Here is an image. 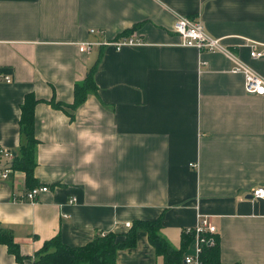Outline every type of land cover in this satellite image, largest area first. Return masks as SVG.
Listing matches in <instances>:
<instances>
[{
    "label": "crops",
    "instance_id": "obj_1",
    "mask_svg": "<svg viewBox=\"0 0 264 264\" xmlns=\"http://www.w3.org/2000/svg\"><path fill=\"white\" fill-rule=\"evenodd\" d=\"M179 15L264 79V55L250 56L264 51V0H0V74L11 78L0 81V146L19 151L21 106L39 100L34 181L13 168L0 182V227L23 261L0 243V264H32L56 235L80 246L158 217L176 250L208 217L222 263L264 264V200L251 195L264 184V94L245 91L227 55L180 45ZM124 35L143 44L85 45ZM96 59V93L74 109L47 102L71 104ZM41 185L35 203L21 200ZM192 241L172 264H192ZM116 264L166 263L138 231Z\"/></svg>",
    "mask_w": 264,
    "mask_h": 264
},
{
    "label": "trees",
    "instance_id": "obj_2",
    "mask_svg": "<svg viewBox=\"0 0 264 264\" xmlns=\"http://www.w3.org/2000/svg\"><path fill=\"white\" fill-rule=\"evenodd\" d=\"M126 36L124 35L122 37ZM97 64L98 59L89 66L85 78L75 83L74 99L71 104L65 105V103L57 101L54 98L47 102L55 108L64 109L66 106L74 109L82 104L89 93L94 94L97 91L94 81V72ZM38 101L33 96L27 95L21 106L19 124L25 142L15 154L12 165L13 168L25 173L27 183L34 181L33 169L35 166L37 139L34 135L33 108ZM161 220V217L154 220H135L131 223L122 238L119 234L111 231H98L90 242L80 246L66 245L56 235L43 243V246L36 252L32 264H116L117 251L134 247L138 231L146 232L150 244L154 247L157 255L164 258L166 264H172L175 261L178 262L186 251L185 246L187 244L189 245V242L193 240V234L185 233L183 230V244L180 249L176 250L171 247L162 235ZM0 243L7 246L8 252L13 254L17 261H23V256L19 251V245L14 241L10 230L0 227ZM200 260L201 264H225L219 259V246L216 237L214 244L204 246L200 254Z\"/></svg>",
    "mask_w": 264,
    "mask_h": 264
},
{
    "label": "built area",
    "instance_id": "obj_3",
    "mask_svg": "<svg viewBox=\"0 0 264 264\" xmlns=\"http://www.w3.org/2000/svg\"><path fill=\"white\" fill-rule=\"evenodd\" d=\"M174 31L180 37V45L194 47L198 50H206L210 52H220L235 62V66L231 69L233 73H242L244 77V89L247 93L263 95L264 94V79L259 77L245 64L239 62L237 58L229 51L221 42L219 38L211 37L205 31V28L199 19H191L189 17L179 15L174 24ZM100 31L90 30V33ZM94 44L110 46L117 50L127 46L142 45L143 41L133 36L120 37L116 40H106L99 43L85 42L88 49ZM264 55L263 50H256L254 45L251 46L250 56L253 58H260ZM11 81L9 76L0 74V81ZM15 153L6 147L0 146V182L7 180L13 172V160ZM191 166H193L191 164ZM48 190L47 186L41 185L28 189L21 200L29 203H35L40 193ZM251 195L255 199L264 200V184L256 186L251 191ZM75 199L72 198L71 202ZM66 216V215H65ZM125 225L130 227L131 223L126 222ZM185 233L193 234V253L184 257L185 263L201 264L200 254L204 246L212 245L215 242L214 234L216 232L215 226L212 225L208 217L201 218L193 227L184 229Z\"/></svg>",
    "mask_w": 264,
    "mask_h": 264
}]
</instances>
